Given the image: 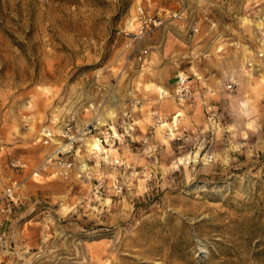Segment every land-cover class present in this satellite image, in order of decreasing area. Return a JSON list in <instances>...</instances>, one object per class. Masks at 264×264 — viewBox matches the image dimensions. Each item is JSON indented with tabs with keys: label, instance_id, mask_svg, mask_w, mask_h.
<instances>
[{
	"label": "rangeland",
	"instance_id": "rangeland-1",
	"mask_svg": "<svg viewBox=\"0 0 264 264\" xmlns=\"http://www.w3.org/2000/svg\"><path fill=\"white\" fill-rule=\"evenodd\" d=\"M183 2L186 15L169 18ZM139 5L166 20L132 40ZM194 19L183 47L175 37ZM180 70L198 95L164 100L166 121L180 112L167 135L128 91H172ZM90 104L119 131L135 121L108 150L130 167L102 164L128 178L121 196L94 197L76 170L32 174L50 149L44 130L90 118ZM10 173L23 184L0 264H264V0H0V189Z\"/></svg>",
	"mask_w": 264,
	"mask_h": 264
},
{
	"label": "built area",
	"instance_id": "built-area-1",
	"mask_svg": "<svg viewBox=\"0 0 264 264\" xmlns=\"http://www.w3.org/2000/svg\"><path fill=\"white\" fill-rule=\"evenodd\" d=\"M186 11L187 5L183 2L178 10L169 14V18H181ZM136 17V29L134 31L124 30V34L132 40L145 37L153 29L163 25L166 20L160 13L149 14L142 5L137 6ZM198 32V21L196 19L191 20L185 30L186 41L191 42ZM148 53V48H142L136 53V59L143 64ZM193 74L197 75V73ZM235 83L234 80H229L226 88L232 89ZM210 92L213 93L212 89H210ZM196 95H198V91L195 90L192 84L190 74L183 70L175 74V86L172 91L162 87L157 92L158 99L172 96L178 102L192 100ZM128 97L134 105L141 103V98L135 96L133 90L128 91ZM203 102L211 101L204 99ZM90 107L92 109L96 108V112L90 118H82L75 113H69L63 119L58 132H53L49 128L44 130L41 142L50 149L44 153L41 161L34 167L32 174L49 173L65 180L69 179L76 170L77 178L81 180L93 179L95 181L93 185L94 197L121 196L125 191L132 188L128 178H124L119 173H113L107 177L102 170V164L107 162L115 170L130 167L124 165L119 158H109L108 150L116 148L117 144L122 143L126 137L130 136L135 121L133 119L127 121L123 130L119 131L113 124L112 117L105 118L98 112L97 107L92 106V104H90ZM207 108L210 117H214L216 115L214 107L209 104ZM177 113L175 112L172 115L170 121H166V117L161 110L158 108L151 109L152 127L162 126L169 135L173 131L172 128L177 124L178 118L175 120ZM94 139L98 140L100 149L87 148V143ZM98 155H101V158H97ZM90 162H92V165ZM10 165L17 169L26 167V163L18 158H13ZM22 184L23 180L20 177L10 173L5 176V184L0 189V250L11 246L12 236L7 225L19 202V191Z\"/></svg>",
	"mask_w": 264,
	"mask_h": 264
},
{
	"label": "crops",
	"instance_id": "crops-1",
	"mask_svg": "<svg viewBox=\"0 0 264 264\" xmlns=\"http://www.w3.org/2000/svg\"><path fill=\"white\" fill-rule=\"evenodd\" d=\"M174 20V19H173ZM176 20V19H175ZM184 30H183V32H180V36L179 37H175L177 40H180L179 42L180 43H182V44H184V46L183 47H186L185 46V43H184V41H183V36H184ZM171 35H172V33L170 32V31H168L167 30V34L164 36V37H166L165 38V43L170 39V37H171ZM173 36V35H172ZM182 40V41H181ZM187 45V44H186ZM153 47L154 46H157L156 44H153L152 45ZM148 49H149V47H148ZM184 50H188V48H182V52L184 51ZM153 51H151L150 49H149V55H148V57L150 58V53H152ZM174 71H175V67H174ZM176 73V72H175ZM175 75V74H174ZM159 87H164V88H167L168 90H170V88L169 87H167V86H165V85H158ZM159 87H157V89L155 90V92H153V94H146V93H143V94H141L140 92H137V95L141 98V104L140 105H143V106H145V105H148V108H149V111L151 110V109H153V108H158L159 110H161V111H163V112H165V109H164V105H163V102H164V100L165 99H167L168 97H170V96H166V97H164V98H162V99H158V97H157V92H158V90H159ZM174 102H177L175 99H174ZM136 106V105H135ZM141 108L139 107V109L138 110H136V111H141L140 110ZM141 112H138V113H132L133 114V117H137L139 114H140ZM137 114V115H136ZM11 236H12V234H11ZM11 240H12V238H11ZM3 251H5V250H3Z\"/></svg>",
	"mask_w": 264,
	"mask_h": 264
},
{
	"label": "bare ground",
	"instance_id": "bare-ground-1",
	"mask_svg": "<svg viewBox=\"0 0 264 264\" xmlns=\"http://www.w3.org/2000/svg\"><path fill=\"white\" fill-rule=\"evenodd\" d=\"M177 115H180V112H178ZM176 116H175V120H177V117ZM87 145L89 146L90 149H95V148L96 149H100V144H99L98 140H96V139H94L92 141H89L87 143ZM179 160L181 162L182 158L180 157Z\"/></svg>",
	"mask_w": 264,
	"mask_h": 264
}]
</instances>
